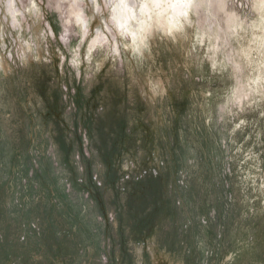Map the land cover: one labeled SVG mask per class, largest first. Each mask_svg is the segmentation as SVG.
I'll return each mask as SVG.
<instances>
[{
    "label": "rangeland",
    "instance_id": "1",
    "mask_svg": "<svg viewBox=\"0 0 264 264\" xmlns=\"http://www.w3.org/2000/svg\"><path fill=\"white\" fill-rule=\"evenodd\" d=\"M0 264H264V0H0Z\"/></svg>",
    "mask_w": 264,
    "mask_h": 264
}]
</instances>
